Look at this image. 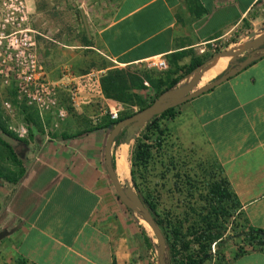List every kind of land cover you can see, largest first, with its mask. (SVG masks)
<instances>
[{"label": "crops", "instance_id": "crops-1", "mask_svg": "<svg viewBox=\"0 0 264 264\" xmlns=\"http://www.w3.org/2000/svg\"><path fill=\"white\" fill-rule=\"evenodd\" d=\"M79 1L88 43L73 44L74 52L62 49L55 59L48 56L45 78L56 86L58 105L41 121L29 107L41 128L25 124V174L0 213L5 228L22 223L7 240L23 264H112L113 255L124 264L132 252L127 214L113 200L103 163L108 135L103 127L108 110L116 109L100 87L107 70L156 56L165 57L170 70L192 58L205 60L191 77L209 65L212 44L223 45V52L264 29V0ZM60 45L71 47L64 40ZM86 49L103 60L95 70L87 69ZM227 66L216 65L206 81L192 85H204ZM177 111L170 122L179 141L216 161L247 226L264 230V56ZM91 127L98 128L87 132ZM125 144L129 156L128 143L114 150L121 181L119 151ZM128 172L130 179V163ZM246 249L235 256L238 249L221 248L203 264H264V250Z\"/></svg>", "mask_w": 264, "mask_h": 264}, {"label": "trees", "instance_id": "trees-1", "mask_svg": "<svg viewBox=\"0 0 264 264\" xmlns=\"http://www.w3.org/2000/svg\"><path fill=\"white\" fill-rule=\"evenodd\" d=\"M87 37L86 34V43H88ZM220 52L219 49H216L208 58L210 59ZM242 59L243 57L240 58V60ZM203 63H205V60L192 58L189 64L176 67L167 73H147L142 76L130 73L124 68H111L100 77L101 91L107 99L137 106V111H139L151 104L165 91L174 88ZM177 109L178 106L169 108L147 121L133 140L129 160L127 155V161L130 163V181L133 188L144 206L152 214L165 238L167 264H203L206 260L211 259L212 246L220 247L224 242L223 234L227 230L226 225L229 223V218L233 220L230 222L231 225L234 224L235 227L239 228V230L234 228L233 232L242 244L235 256L245 252V247L248 248L246 250H264V230L247 226L242 217L240 202L222 168L216 164V161H212L209 167L204 170L196 171L195 168L191 167L187 172L186 169H183L184 162L181 161V157L177 160L170 152L165 156L166 163L160 159L157 161L159 157L156 154L165 151L167 146L170 147L168 145L170 133L166 122L173 121L176 118ZM134 113L118 115L115 120L109 118L103 128L110 131L118 121ZM38 124L40 125L39 122ZM97 128L91 127L87 132L97 130ZM0 132L5 137L18 142L17 145L11 146L0 139L1 145L8 151L10 160L16 165H20L21 161L18 158L16 148L27 142L3 125H0ZM29 136L33 137L34 135L30 133ZM125 142L126 136L123 129L112 145V166L115 171L114 148ZM156 162L163 165V172L159 175L163 178L171 169L173 170L171 175L175 181L172 184L173 188L169 187V193L173 191L181 192L183 191L181 186H183L189 197H197V201L201 202V204L196 202L193 204L194 206L189 205L187 207L192 210L191 212H193L195 218L192 217L191 219L187 209L183 211L184 216L175 215L173 209H170L171 207L164 212H160V193L157 185L149 186L144 183L147 178L146 172ZM24 173L22 167L21 173L16 177L0 172V179L17 183ZM237 216L242 221H236L234 218H237ZM152 236L156 239L153 233ZM145 240L149 249H153V245L156 246L147 237ZM112 264H117L114 255Z\"/></svg>", "mask_w": 264, "mask_h": 264}, {"label": "rangeland", "instance_id": "rangeland-1", "mask_svg": "<svg viewBox=\"0 0 264 264\" xmlns=\"http://www.w3.org/2000/svg\"><path fill=\"white\" fill-rule=\"evenodd\" d=\"M19 2L22 3L26 16L25 20L21 22L20 27L29 29V33L31 34L32 39L34 40V52L44 70L46 68L48 56L49 59L50 56H52L51 59H55L58 52L60 53L62 49L74 52L76 50L75 48H72L73 44L78 45L79 43H86V27L84 26V22L78 12V6L80 4L79 0H0V25L5 24L7 25V27L10 26L9 23L11 22V17L15 16L12 15L11 12L14 11V8L18 6ZM262 33L263 32L261 31V33L257 34V36L261 35ZM252 39L253 38H249L247 36L245 42L250 41ZM62 40L67 42V44H70L71 47H62L60 45ZM245 42H240L235 47H231L229 50L224 49V51L237 52L239 50H243ZM222 46L220 45V47ZM210 50V54L214 52L212 47L210 48ZM46 51L48 52V54L46 53ZM92 52L93 51L89 49H86L83 52L86 56L88 55V58H90V62L87 63L88 70H95L98 65L103 63H101V61H103L102 58L93 55ZM245 53L246 52H242L239 57L241 58ZM221 54L226 55V52ZM117 68H124L126 71L138 76H142L147 73H158V71L150 68L147 62ZM212 70L213 69H211L210 71H206L205 69H200L196 71L193 76H189V80H187L189 77L181 80L174 88H181L183 85L182 83L186 82L187 84L186 86H184L186 87L184 88L185 92H191L197 89L192 85V83L197 81L198 79H201V81H206L210 77ZM168 71L172 70H170L168 67V69L164 71V73H167ZM18 96L19 93L17 92L14 79L9 78L8 82L6 83L0 76V125L7 127L15 135H17L21 139H24L27 142L26 144H20V146H17L16 148L18 158L21 161L20 165H16L12 160H10L7 149L0 143V172L3 174H7L11 177L18 176L21 173V167L25 171L27 165V157L26 155L24 156V150L28 149L27 147L29 141L26 139L27 135L20 137L19 131H21L22 127L25 128V124L27 123H31L33 129L35 130H40L41 125V120L39 121L33 115V113H31V108L27 106L26 98L23 95L19 98ZM6 101L10 104L9 108H6L4 105V102ZM113 102L116 106L117 116L124 115L130 112H138L137 106L123 104L117 101ZM182 105H184V103L178 105V108H180ZM38 122L40 123V125L38 124ZM166 124L170 133V137L168 139V145L170 147L168 148L167 146L165 151L156 154L159 157L157 158V161L160 159L166 163L165 156L168 155V153L170 152V154L174 156L177 160H179L178 158L181 157V161L184 162L183 169H186V172L189 171L191 167L195 168L196 171H200V169L204 170L205 168L209 167V165L212 163V160L209 159V156H204L203 152L198 150L197 148L185 145L184 143L180 142L175 134L174 124L170 121L166 122ZM0 139L7 142L11 146L17 145L18 143L13 139L5 137L1 132ZM132 144L133 140L128 142V145H130L129 152ZM127 153L128 146L123 145L119 151V154L121 155L119 165V170L121 172L120 175L122 178L121 183L123 185L127 184L128 189L134 190L130 179H128L129 162L126 160L127 158L125 159ZM162 172L163 165H161L159 162H156L146 172L147 178L144 181V183L148 184L149 186L157 185V189L160 193V212H164L167 210V208L171 207L170 209H173L175 215L184 216L183 211L187 209L189 211V216L191 217V219L192 217L195 218V215L193 214V212H191L192 210L188 209L187 207L189 205L192 206L196 202L201 204V202L197 201V197H189L186 191L184 190L183 186H181L183 191H173L169 193L168 189L170 186L171 188H173L172 184H174L175 181L171 175L173 170L171 169L170 172L164 176V178L159 176ZM22 176L19 178V180L22 178ZM107 181L109 183V186L112 188L114 202L116 203V205L121 207L124 213L127 214V217H125V223L127 224V229L125 232L128 233L127 241L129 247H131L132 249V252L129 255L128 261L124 264H158L156 246L153 245V249H149L145 242V239L147 237L152 244L156 245V239L153 238L151 229L141 216H139L133 210L124 206L118 200V198H116L114 187L112 186L108 176ZM15 186L16 183L6 182L0 179V213H2V207L7 202ZM234 219L236 221H242V219L238 216ZM228 221L229 223L226 225L227 230L223 234L224 242H222L220 247H216L214 245L212 246L211 259L215 257V254H218L221 248L225 247L230 251L237 250L239 247H242L240 239L238 237H235V234L233 232L234 228H236V230H239V228L235 227L236 225L234 224L231 225L230 222L233 221L232 218H229ZM145 224L147 225V228ZM6 226L7 228L13 227V225L10 226L8 224H6ZM3 228H5L4 222L3 219L0 217V230ZM12 235L15 234L13 233L0 241V264H21L20 258L16 256L15 253L12 251V248L8 243L9 240H7L11 238ZM246 248L247 247H245V249ZM211 259H209V261Z\"/></svg>", "mask_w": 264, "mask_h": 264}, {"label": "water", "instance_id": "water-1", "mask_svg": "<svg viewBox=\"0 0 264 264\" xmlns=\"http://www.w3.org/2000/svg\"><path fill=\"white\" fill-rule=\"evenodd\" d=\"M262 34L257 36L255 32L251 31L247 36L249 38H253L250 41L244 43L243 50H239L237 52H229L223 51L221 53H229L231 55V59L228 61V66L216 77L211 79L209 82L204 85L198 87L197 89L186 93V87L181 88H172L170 90L162 93L157 99H155L151 104L142 110L135 112L133 115L126 117L120 121H118L110 131H108V135L106 137V141L104 144V168L106 174L114 187L115 195L118 200L127 208L133 210L139 216L143 218L146 224L151 229L152 233L156 238V254H157V262L158 264H167L166 261V242L163 236L162 231L159 226L155 222L152 214L149 210L144 206L141 199L135 190H131L127 188V184L123 185L118 177L117 172L114 170L112 166V145L115 138L119 135V133L124 129L126 142L128 143L131 140H134L139 130L145 125L147 121H149L152 117L161 114L165 110L169 108L176 107L180 104H183L195 97L200 96L201 94L212 90L214 87L218 86L222 82L228 80L232 76L236 75L252 62L264 56V29L262 30ZM242 52H246L243 54V59L240 60L239 55ZM219 53V54H221ZM212 58L216 57L217 55ZM239 60V61H237ZM202 70V69H201ZM194 72V71H193ZM192 72V73H193ZM191 73V74H192ZM190 74V75H191ZM189 75V76H190ZM21 222L16 224L11 228H3L0 230V241L5 237L13 234L20 226Z\"/></svg>", "mask_w": 264, "mask_h": 264}, {"label": "built area", "instance_id": "built-area-1", "mask_svg": "<svg viewBox=\"0 0 264 264\" xmlns=\"http://www.w3.org/2000/svg\"><path fill=\"white\" fill-rule=\"evenodd\" d=\"M9 27L0 25V76L4 82L13 78L19 96L26 98L27 106L33 107L41 116L57 107L58 94L56 86L48 82L39 59L34 52V40L32 39L29 29L21 28V22L25 20L24 7L21 2L11 12ZM213 51L220 47L219 44H212ZM148 66L158 72H164L168 69V61L163 56L152 57L146 61ZM72 95V101L74 100ZM6 108L10 104L4 102ZM62 118L64 114L58 112ZM117 110H109L110 120L117 119ZM18 132V131H17ZM27 135V130L22 127L19 136Z\"/></svg>", "mask_w": 264, "mask_h": 264}, {"label": "bare ground", "instance_id": "bare-ground-1", "mask_svg": "<svg viewBox=\"0 0 264 264\" xmlns=\"http://www.w3.org/2000/svg\"><path fill=\"white\" fill-rule=\"evenodd\" d=\"M230 59H231V55H229V53H226V55L219 54L216 57L211 59V61L209 62V65L207 66V68L205 70L210 71L212 68H214L218 64H227ZM206 71H205V75H206ZM118 177H119V175H118ZM120 181H121V179H120ZM145 226L147 228L146 224H145Z\"/></svg>", "mask_w": 264, "mask_h": 264}, {"label": "flooded vegetation", "instance_id": "flooded-vegetation-1", "mask_svg": "<svg viewBox=\"0 0 264 264\" xmlns=\"http://www.w3.org/2000/svg\"><path fill=\"white\" fill-rule=\"evenodd\" d=\"M264 46V45H263Z\"/></svg>", "mask_w": 264, "mask_h": 264}]
</instances>
